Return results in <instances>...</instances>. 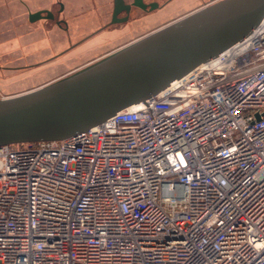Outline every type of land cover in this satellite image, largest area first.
<instances>
[{
    "label": "built area",
    "instance_id": "2783aa9c",
    "mask_svg": "<svg viewBox=\"0 0 264 264\" xmlns=\"http://www.w3.org/2000/svg\"><path fill=\"white\" fill-rule=\"evenodd\" d=\"M0 264H264V18L99 125L1 146Z\"/></svg>",
    "mask_w": 264,
    "mask_h": 264
},
{
    "label": "water",
    "instance_id": "95a60500",
    "mask_svg": "<svg viewBox=\"0 0 264 264\" xmlns=\"http://www.w3.org/2000/svg\"><path fill=\"white\" fill-rule=\"evenodd\" d=\"M132 5L147 8L143 0ZM132 5L114 0L112 24L126 22L128 17L118 15ZM42 13H31L30 20ZM263 18L264 0H218L73 74L1 99L0 147L59 141L99 125L216 58Z\"/></svg>",
    "mask_w": 264,
    "mask_h": 264
},
{
    "label": "crops",
    "instance_id": "0c3cea01",
    "mask_svg": "<svg viewBox=\"0 0 264 264\" xmlns=\"http://www.w3.org/2000/svg\"><path fill=\"white\" fill-rule=\"evenodd\" d=\"M30 1H32L31 9L36 11L38 8L44 7L47 1L52 2L53 0ZM157 1L161 4V8L155 13L138 12L131 23L113 26L93 37L82 49H88L99 43L115 41L128 28L140 25L152 28L158 25L159 20L172 18L184 10H186L184 16L197 10H191L190 8L194 0ZM105 2L97 0L96 3L91 4V18L86 22L85 32H93L96 28L108 22L112 8L110 6L109 11L107 6H104ZM183 15L177 19L183 17ZM78 31V28H74L73 36L69 37L57 28L47 27L43 22H30L28 21V11L21 0H0V60H22L23 64L29 65L43 62L48 58H54L68 48L69 42L79 40L80 37L74 35ZM79 50L67 53L65 57H73Z\"/></svg>",
    "mask_w": 264,
    "mask_h": 264
},
{
    "label": "flooded vegetation",
    "instance_id": "af4514ba",
    "mask_svg": "<svg viewBox=\"0 0 264 264\" xmlns=\"http://www.w3.org/2000/svg\"><path fill=\"white\" fill-rule=\"evenodd\" d=\"M22 4L26 7L28 11V21L30 22H43L45 25L51 26L53 28H57L60 31L64 32L67 36L72 37L74 28H78V33L74 34L75 36H79V40L69 42V46L67 49L62 51L59 55L54 58H48L43 62L36 63V64H29L24 65L23 67H7L5 69H33L38 68L42 65L48 64H71L74 65V69H69L65 72V75L68 76L73 74L74 72L86 67L87 65L93 64L97 61H100L112 53L117 52L118 50L130 45L137 40L141 39L142 37L148 35L149 33L153 32V29H156L157 26L152 28L145 27L143 33H141V25L137 27L128 28L127 31L122 32L115 41L99 43L91 46L88 49H82L85 44L89 42L93 37L109 30L113 26L120 25V24H128L131 23L135 14L138 12L146 13V14H153L161 8V4L157 0H143V2L147 5L146 9H142L136 6H133L134 0H124L125 4L132 5L130 8L129 13L122 11L118 18L122 19L124 17H128V20L123 23L112 24L113 13H114V0H103L104 6H107V9L110 11L111 6V14L108 22L100 27L96 28L93 32H85L87 21L91 18L90 17V6L91 4L96 3L97 0H53L52 2L47 1V5L42 8H38L36 11L31 9L32 1L30 0H21ZM152 4H158V7L154 10H151L150 7ZM93 6V5H92ZM73 8V9H72ZM39 11H43L42 17L35 21L30 20V14L36 13ZM50 12V16L48 14ZM80 49L78 52L75 53L73 57L66 58L65 55L67 53L73 52ZM64 62H60L61 59H64ZM77 66V67H76ZM1 68V67H0Z\"/></svg>",
    "mask_w": 264,
    "mask_h": 264
},
{
    "label": "rangeland",
    "instance_id": "374dc122",
    "mask_svg": "<svg viewBox=\"0 0 264 264\" xmlns=\"http://www.w3.org/2000/svg\"><path fill=\"white\" fill-rule=\"evenodd\" d=\"M216 1L218 0H194L190 5V8L191 10L193 9L198 10ZM185 13L186 10L178 13V15L172 18L168 17L159 20L157 23L158 28L156 29H159V27L172 22V20L177 19L178 17H180ZM144 31H146L145 27L141 26V33H143ZM65 59L66 58L61 59L60 62H64ZM24 65L26 64H23L22 60H8V59L0 60V67H1L0 68V100L12 96L20 95L28 91H32L43 85L56 81L66 76L65 72L67 70L75 68L74 65L68 63L65 65L54 63V64L42 65L38 68H33V69L31 68L29 69L18 68V70L5 69L7 67H23Z\"/></svg>",
    "mask_w": 264,
    "mask_h": 264
},
{
    "label": "bare ground",
    "instance_id": "6f19581e",
    "mask_svg": "<svg viewBox=\"0 0 264 264\" xmlns=\"http://www.w3.org/2000/svg\"><path fill=\"white\" fill-rule=\"evenodd\" d=\"M205 65V64H204Z\"/></svg>",
    "mask_w": 264,
    "mask_h": 264
}]
</instances>
